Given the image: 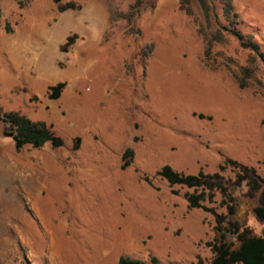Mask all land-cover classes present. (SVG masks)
Segmentation results:
<instances>
[{"label": "rangeland", "instance_id": "1", "mask_svg": "<svg viewBox=\"0 0 264 264\" xmlns=\"http://www.w3.org/2000/svg\"><path fill=\"white\" fill-rule=\"evenodd\" d=\"M135 1L0 0V119L17 111L63 139L16 150L0 120V264H208L217 236L238 247L229 224L264 233L253 212L264 190V62L229 31L219 0L223 41L208 55L196 0L193 16L180 0H144L127 20ZM231 14L264 54V0H233ZM226 158L255 168L261 189L219 171ZM164 165L218 172L225 192L203 202L214 213L189 209L192 189L157 176Z\"/></svg>", "mask_w": 264, "mask_h": 264}, {"label": "trees", "instance_id": "2", "mask_svg": "<svg viewBox=\"0 0 264 264\" xmlns=\"http://www.w3.org/2000/svg\"><path fill=\"white\" fill-rule=\"evenodd\" d=\"M56 3L59 0H54ZM204 17L206 27L199 25L197 27L198 33L203 38L206 45L205 55L209 54L210 47L213 42H222V32L215 22V11L211 5L210 0H196ZM223 6V14L228 20L231 29L229 31L235 35L240 45L244 48H250L258 53L261 61L264 62V54L258 52V45L253 41L252 35H245L236 26L237 21L235 16L231 14L233 0H219ZM148 3L144 0H136L124 14V18L131 20L141 9L146 8ZM60 9L74 8V5L67 3L59 6ZM179 8L189 16H193V11L190 7V0H180ZM196 22V19L193 17ZM9 30V28H6ZM152 49V44H148L143 48L142 52L148 54ZM252 71L249 68H242L243 78L239 79V85L245 86V79L251 76ZM64 82H58L50 86L49 99H57L64 87ZM3 125L4 134L11 136L16 150H20L23 146L30 145L33 148H39L45 143H50L53 147H60L63 145V139L56 135L49 126L43 121H32L17 111L5 112L0 119ZM132 154L131 149L127 148L123 154V160ZM128 165L127 162L122 164V168ZM232 168L244 172L240 175V179L246 180L247 186L251 192L259 191L263 179L258 175L255 168L248 167L238 163L236 160L226 158L223 163L218 166L219 171H224L226 168ZM156 175L165 180L169 186H181L192 191H186L184 198L189 209L201 208L204 211L214 213V210L203 204L205 200L211 201L216 192L224 193L225 187L221 182L218 172L205 175L202 171L197 174H184L174 170L169 165L162 166L156 171ZM175 192V191H173ZM230 212L233 209L229 207ZM253 212L255 216L264 222V190L261 193L258 204L254 207ZM234 228L236 239L239 242L238 247L233 248L223 235L217 236L213 242H208L207 245L211 251V259L208 264H264V233L260 236H253L247 229H239L236 224H229ZM218 230V228H216ZM116 264H164L160 263L155 256H151L149 262L138 258L128 256H120ZM197 264H203L201 260Z\"/></svg>", "mask_w": 264, "mask_h": 264}]
</instances>
